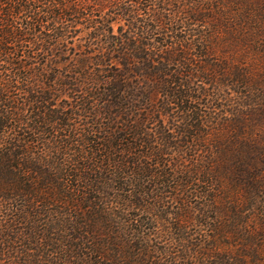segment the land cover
Listing matches in <instances>:
<instances>
[{"label":"trees","instance_id":"16d2710c","mask_svg":"<svg viewBox=\"0 0 264 264\" xmlns=\"http://www.w3.org/2000/svg\"><path fill=\"white\" fill-rule=\"evenodd\" d=\"M0 264H264V0H0Z\"/></svg>","mask_w":264,"mask_h":264},{"label":"rangeland","instance_id":"374dc122","mask_svg":"<svg viewBox=\"0 0 264 264\" xmlns=\"http://www.w3.org/2000/svg\"><path fill=\"white\" fill-rule=\"evenodd\" d=\"M220 115H222V114H220Z\"/></svg>","mask_w":264,"mask_h":264}]
</instances>
